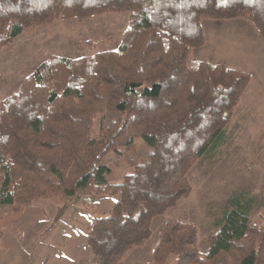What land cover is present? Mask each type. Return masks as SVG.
Here are the masks:
<instances>
[{
	"label": "trees",
	"instance_id": "trees-1",
	"mask_svg": "<svg viewBox=\"0 0 264 264\" xmlns=\"http://www.w3.org/2000/svg\"><path fill=\"white\" fill-rule=\"evenodd\" d=\"M122 12L129 23L117 50L51 56L0 98V205H10L0 244L5 226L42 198L117 196L109 214L92 219L86 242L91 264H119L150 239L156 217L192 194L189 172L226 142L252 74L192 50L206 44L204 20L245 19L264 39V0H0V50L57 20ZM137 138L151 153L128 154L130 171L111 182L113 156ZM245 196H230L207 252L195 223L169 219L146 264L172 255L177 264H264V221L250 218Z\"/></svg>",
	"mask_w": 264,
	"mask_h": 264
},
{
	"label": "rangeland",
	"instance_id": "rangeland-1",
	"mask_svg": "<svg viewBox=\"0 0 264 264\" xmlns=\"http://www.w3.org/2000/svg\"><path fill=\"white\" fill-rule=\"evenodd\" d=\"M128 23V12L106 13L57 20L21 34L10 47L0 50V98L15 93L22 81L51 56L78 59L117 50ZM207 28L210 29L208 24ZM86 41L100 45L87 46ZM200 51L195 50L194 59L201 58ZM227 133L226 142L208 152L189 172L192 194L156 217L150 239L144 246L130 250L119 264H146L169 219L195 223L199 228V248L207 252L210 236L219 230V221L231 208L232 194L244 193L250 204V218L257 223L264 221V81L257 79L246 90ZM134 148L113 156L111 182H121L130 171L128 154L139 152L147 157L152 151L142 138L136 139ZM116 201L117 196L95 203L84 199L38 200L5 226L0 264H91L92 252L86 242L89 225L95 216L109 214ZM65 207L58 220L57 215ZM9 212L10 205H0V216ZM177 263L178 256L172 255L168 264Z\"/></svg>",
	"mask_w": 264,
	"mask_h": 264
},
{
	"label": "crops",
	"instance_id": "crops-1",
	"mask_svg": "<svg viewBox=\"0 0 264 264\" xmlns=\"http://www.w3.org/2000/svg\"><path fill=\"white\" fill-rule=\"evenodd\" d=\"M207 24L210 27L208 30ZM206 44L200 49L201 58L213 64L252 74V80L264 81V39L245 19L226 21L204 20ZM225 56V57H224ZM249 88V87H248Z\"/></svg>",
	"mask_w": 264,
	"mask_h": 264
}]
</instances>
